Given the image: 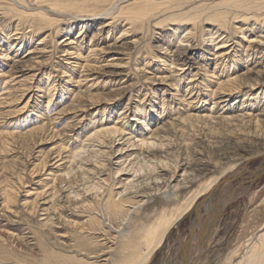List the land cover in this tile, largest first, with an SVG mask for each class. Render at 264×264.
I'll list each match as a JSON object with an SVG mask.
<instances>
[{"label": "rangeland", "instance_id": "obj_1", "mask_svg": "<svg viewBox=\"0 0 264 264\" xmlns=\"http://www.w3.org/2000/svg\"><path fill=\"white\" fill-rule=\"evenodd\" d=\"M16 1L0 0V248L4 252L6 250L16 252L7 258L10 260L8 262L42 264L44 255L54 252L59 254V258H64L67 255H69L68 257L79 255L78 260L83 261V264H179L187 257L188 246H191L194 231L201 223L195 210H191L182 219L176 221L170 233L158 245L159 247L147 256L145 253L148 251V246L158 242L169 223L173 221L174 216L171 214H177V208L182 203H186V200L191 198V194L200 189L207 180L220 176L215 186L212 187L215 191L217 185L229 173L230 167L250 155L244 147L254 145L253 140H255L252 134H247V131L230 132V129H236L235 125L231 126L226 121H217L221 115L228 116L229 114L237 116L238 122L235 123L242 125L243 116L241 115L249 107V103L241 105L244 95H236L231 97L228 102L214 105V100L208 94L211 93L208 88L212 90L216 86L206 83L202 75L208 76V72L209 76L220 74L221 78L226 79V75L233 72V69L229 71L226 67V69L218 67L215 70L217 62L214 56L215 46L222 37L225 38L224 40H228L225 44L226 47L221 49L223 54H226L224 62L228 63L227 66L231 65L233 58L240 57L243 60L239 70L247 65L254 67L258 64V67H264V56L260 57L259 51L251 50L250 53L253 57L251 55L248 62H246L248 57L244 54L245 46L248 45L244 38L259 35L258 24L253 25L252 21H245V23L234 21L235 25L221 26L220 33L223 34L213 43L208 38V32L216 31L218 25L215 23H213L215 29H212L214 27L210 22L209 24L202 21L196 23L195 26L198 27H195L196 29L193 31V37L186 38L182 35L183 30L192 29V23H170L168 21L169 23L166 22L158 27L151 24V28H148L140 24H135V26L129 23L127 25L128 21L124 20L126 21L124 22L123 17H121L122 20L120 17L112 20L110 19L111 15L101 14L91 17L82 14L73 16L80 14L75 10H69L72 11L69 13L68 11L54 13L45 3L38 9L60 19V22L50 23L18 16L17 13L11 11L12 7L10 6V4L18 6ZM62 1H64L62 5L66 4L67 7L73 3H69V1L77 2L79 10H89V8H95V5L96 7L104 6L103 3L98 2L97 5L90 0H85V2L83 0ZM200 1L202 0H193L192 2L187 0L186 2L190 3L191 8L197 4L200 5V3L211 2L210 0ZM119 2L120 6L130 7L133 1ZM24 3L22 8H25L24 6H27L30 1L26 0ZM86 6L88 7L86 8ZM31 7L35 6L31 5ZM68 20L69 22H67ZM110 21L112 22L109 26L104 25ZM236 25L238 28L235 29ZM240 26L241 28H239ZM17 28L19 34L11 36ZM124 29H128V33L127 31L124 33ZM179 36L189 41L181 43ZM69 41L73 43L70 44ZM69 47L70 51L77 53L73 56L68 55L65 49ZM96 47L106 48L105 52L96 56L95 52H91ZM180 54L184 56V60L177 62L179 66L173 67V69H177L176 74L181 72L179 74L182 75V79L180 85L175 87L176 85L171 84L170 79L162 82L161 78L170 74L168 66ZM75 55L77 56L74 57ZM87 59H90V67L81 71V67L76 65L75 74L72 73L73 69L66 65L67 62L72 63L73 61L85 65ZM256 60L258 63H255ZM164 61H168V64L165 65ZM70 65L74 67V64ZM221 71L222 74L219 73ZM81 72L85 76L81 77V81H83L78 85L76 80L80 74L82 75ZM12 74L13 77L8 78ZM69 76H73L71 77L73 81L67 82ZM197 83H199L198 86ZM193 84L196 87L192 95L190 87ZM78 88L84 95L80 106L77 102L72 103V91L75 90L77 94L80 92ZM91 93L94 96L93 100L89 97ZM195 98L196 100H194ZM200 99L204 100L203 103ZM190 100H194L193 104L197 103L198 106L188 104ZM223 105L225 107L221 109L220 107ZM68 107L70 109L64 112V109ZM138 107L147 110V117L155 120L153 121L154 131H160L165 126V129L162 128L159 133L163 136L164 143L167 144L162 150L163 158L167 159L171 165L178 164L179 168L176 172L172 167L165 168L164 171L159 170V174L163 175V178L170 180L168 190L157 192L149 197V201L141 210L142 214H135L129 223L110 224L105 217L102 218L105 228L101 227V230L94 231L106 229L110 242L101 239L99 232V234L93 235L81 234V223L87 221L89 213L69 207L68 191L70 188L59 180L67 168L72 166L69 158L72 151L70 149L73 148L72 143L76 142L78 147L84 144L87 146L94 144L93 150L98 149V143H93L88 139L87 132L89 130L92 131L94 126L107 122L113 124L116 120L127 122L128 130L122 139L118 138L115 143L102 146V149L107 151L103 154L102 158L104 159L102 160L108 164L100 177L101 179L108 178L110 173L116 172V169L125 160V156H127L126 165H128L129 161H133L134 154L138 151L137 147L131 146L132 143L128 142L130 136L135 134L132 133L134 129H140L142 125L137 120L139 116H134L133 113V110ZM211 107L212 111H209ZM121 112L125 113L119 115ZM208 112L217 119L212 120L214 122L207 128L205 127L200 135L190 130L187 122L184 124L179 120L180 116L187 118L189 114H209ZM38 113L44 117H37ZM52 119L53 123H51ZM44 122L47 125L50 124L47 131L27 135L33 126L43 125ZM171 122L174 124L173 128ZM189 122L195 124V117L188 120ZM203 123L201 121L199 125L204 127ZM7 132H14V134L6 136ZM144 134H146V130H144ZM212 137L218 142H211ZM69 139L70 143L68 144L66 142ZM134 139L132 138L131 142H135ZM64 143L69 147L65 151H61L60 158L64 159L58 160L60 159L58 151ZM241 145L243 146L241 147ZM232 150L235 152H230ZM196 162L202 164L206 170L185 187L182 186L185 178L188 181L198 174L195 166L193 171L191 167ZM42 164H45V168L41 170ZM260 164L261 159L254 158L234 181L236 193H240L238 189L241 187L249 188V190L239 197H233L232 201L218 210L212 228L204 238V251L192 264H232L233 259H239L243 253L244 243L248 236L260 229L261 224L264 223V207H262L260 222H251L247 229L245 226L246 220L250 218L253 210L264 199V173L258 178L253 176ZM57 166L60 167L57 168ZM37 168H39V172L33 173ZM79 175L81 176V172ZM87 175L96 176L92 172ZM55 176L58 177L57 183L52 181ZM119 176L121 173L116 178ZM118 186L115 187V190H119ZM175 186L176 188H174ZM57 188L59 190L55 193L54 199L48 200L49 203H44L40 199L41 207L36 210L37 212L31 210L32 200L36 197L35 193L45 190L47 198ZM174 189L180 190L178 197L171 196ZM257 192L261 195L253 204L252 197ZM4 193L10 194V202H4ZM198 201L203 206L200 210V215L203 216L216 202L205 201L204 204V197ZM53 203H57L56 206L60 203L66 209L61 218L52 216L53 218L50 219L51 210L49 209H52ZM163 210L168 213L167 224L164 222L158 226L159 228H155V231L152 230V233L148 232V227L154 221L153 219ZM95 225L96 222L92 227L98 229V226ZM31 255L36 259H31ZM3 258L4 261H7L3 255H0V260ZM80 261H77L76 264H80ZM55 263L60 264L61 260L56 259Z\"/></svg>", "mask_w": 264, "mask_h": 264}, {"label": "bare ground", "instance_id": "obj_2", "mask_svg": "<svg viewBox=\"0 0 264 264\" xmlns=\"http://www.w3.org/2000/svg\"><path fill=\"white\" fill-rule=\"evenodd\" d=\"M7 1H10V0H7ZM11 1L14 2L15 0H11ZM29 1H30V3L27 6H24L25 8H22L21 6L25 5L24 2H26V0H17L16 2H18V6H14L13 4H10V6L12 7L11 11H14L15 13H17L18 16H21V17L26 16L32 20H37V21L41 20V21L50 22V23L60 22L59 21L60 19L58 20L56 17H54L55 15L52 17V16H50L49 13L44 12V11H40V9H38L40 7V5L46 3V4H48L49 9L54 13L67 12V11L69 13V12H72L69 10H75V11L79 12L80 14H75L73 16H77V15L80 16L82 14H87L91 17L97 16V15L99 16L101 14L102 15H108V16L111 15L110 19H112V20L113 19L116 20L119 17L121 19V17H123V21L124 20L128 21V23H126L127 25L129 23L131 25L140 24V25H145L148 28L150 27L151 24H154V26L158 27L159 25L165 24L168 21H170V23H173V22H177V23L178 22L179 23L184 22L185 24L186 23H190V24L192 23V25H193L192 29H184L183 30L182 35H184V37H186V38L193 37V35H194L193 31L198 27V26L197 27L195 26L196 23L202 21V22L209 24V22H210L212 27L215 26V25L213 26V23L218 25V27H216L217 28L216 31L210 30L208 32V34H209L208 38L211 42L215 41L216 39H218L222 36L223 33H220L221 32V26H225L226 24L233 25L234 21L235 22L240 21L237 23H245V21H252L253 25L258 24L259 35L251 36L248 38H244V36H243L244 40L248 44L247 46H245V51H244V54H246V56L248 57L246 62H248L249 58H251V55H252V53H250L251 50H253L254 52L259 51L261 53L260 57L264 56V34H263V29H264V0H218L216 2L213 0H210L211 2H208V3L205 2L202 4L200 3V5L199 4H197L195 6L193 5L194 7H192V8H191V5H189L190 3L188 4V2H186L187 0H185L183 2H179L178 0H176V1L174 0V3H173V0H164V1H162V0L161 1H158V0H135L134 1V0H132L133 2L130 4L131 5L130 7L120 6L119 1H123V0H90V1L95 2L96 4L98 2L103 3L104 6L96 7V5H95V8H92V9L89 8V10H79L80 7L77 5V2H74V1H71V2L69 1V3H72V2L73 3L71 5H69L68 7L66 4L64 6L62 5L63 4L62 2H64L62 0H29ZM83 1L85 2V0H83ZM88 1H86V2H88ZM192 1L193 0H191V2ZM202 1L204 2V0H202ZM202 1H200V2H202ZM13 2H10V3H13ZM84 2H83V4H84ZM31 5L35 6V7H31ZM87 5H88V3H87ZM10 6H9V9H10ZM87 7L88 6H86V8ZM116 10H117V12H116ZM63 15H65V14H63ZM69 15H72V14H69ZM91 17H90V19H91ZM104 18H105V16H104ZM126 21H124V22H126ZM67 22H69V20ZM111 22L112 21L105 23L104 25L109 26L111 24ZM248 23H250V22H248ZM236 26H235V29L238 28V25H236ZM239 28H241V26ZM252 28H255V27H252ZM212 29H215V27ZM126 31L128 33V29L123 30L124 33ZM148 31H149V29H148ZM237 31H238V29H237ZM240 33H242V32H240ZM17 34H19L18 28L16 29L15 33H13L11 36H15ZM217 34H218V36H217ZM93 37H95V36H93ZM16 38H18V37H16ZM179 39H180L179 42H181V43L189 41L188 39L184 40L185 38L183 39L180 36H179ZM224 39L225 38L222 37L220 41L218 40L219 42H217L216 46H215L216 48H215L214 56L217 59L215 70L218 67H221V68L226 67L227 69H229V71L233 69L232 70L233 72L226 75V79L221 78L220 74H218V75L212 74L211 76H209L210 73H208V72H207L208 76L205 74V75H202V78L204 79V81H206V83H210V85L214 84L216 86L214 89L212 88V90L210 88H208L209 89L208 91L211 92L208 94H209V96L212 97L211 99L214 100L213 101L214 105H217V104L220 105L221 103L228 102L229 99L233 96H236V95L238 96L240 94L244 95L243 96L244 99H242L243 103L241 101V105L243 106L245 103L246 104L249 103V107L246 108L245 109L246 112L241 115L244 117V118L242 117V119H241L242 125L240 123H235V122H238V120L236 119L237 116H230L229 114H228V116L221 115V118L218 119L217 121H220V122L226 121L227 124H229L231 126L235 125L236 129H230L229 130L230 132H234V131L239 130L241 132L247 131L248 135L252 134V137L255 139V140H253L254 145H252L250 147H244L245 151L248 152L250 155H248L247 158L244 159L243 161L234 163L230 167L229 173L222 180V182H220L217 185V187L215 188V191H214V189H212V187L215 186V184L217 183V180L219 179L220 176L218 178L207 180L200 189L196 190L193 194L190 195L191 198L187 199L186 203L185 202H184V204L182 203L177 208V214H175V213H174V215L171 214L172 216H174V218L172 219L173 221H171L169 223V226L165 229L163 235L160 237L158 242L148 246V251L145 253L147 256L149 254H151L157 247H159L158 245H160L161 242L163 241L164 237L168 233H170V231H171L172 227L175 225L176 221H179L180 219H182L191 210H195L197 215L199 216V219H201V223L198 224V226L196 227V229L194 231L193 237L191 239V246H188L187 257L184 258L181 262H179V264H192L195 261H197L200 254H202V252L204 251V248H205L204 238H205L206 234L211 230L218 210L221 207H223V205H226V203H228L229 201H232V199L239 197L242 193H246L249 190V188L241 187L238 189V190H240L239 191L240 193H238V192L236 193V189L234 188V183H235L234 181L237 180V178L242 174V171L244 170V168L254 158L261 159V164H260L259 168L254 172L253 176L255 178H258L259 176H261L264 173V138H261L262 136H264V67L260 68V67H258V64L254 65V67H249V65H247L244 68L239 70V68H241L240 67L241 62L243 60L240 57L233 58L231 65L227 66L228 63L224 62V60H225L224 55H226V54H223V50H221V49H223V47H226L225 44H226V42H228L227 39L226 40H224ZM71 40H72V38H71ZM69 43L71 44L73 42L69 41ZM96 46H99V45H96ZM70 49H71L70 47L65 49V52L68 55L73 56L75 53H77V52L70 51ZM105 49L106 48H104V47H100V48L96 47L95 49L91 50V52L92 51L95 52L94 54L97 56V55H100L101 53L105 52ZM70 56H68V57H70ZM76 56L77 55H75L74 57H76ZM252 57H253V55H252ZM183 58H184V56L182 54H180L178 56V58H174L173 61L170 62L169 66H168L170 68L168 70V73H170V74L164 75L165 77L161 78L162 82L170 79L171 84L176 85L175 87H178L180 85L182 75H180L179 73H181V72L179 71V73L176 74L177 69H173V67L176 68L177 66H179V64L177 62H179L180 60H184ZM64 59H67V58H64ZM86 61H87V63L85 65H83L82 63H79L78 61H77V63L75 61H73L74 63L73 62L72 63H70V62L66 63V61H65V63L67 66H70L69 67L70 69H73L74 72H72V73L75 74L76 65L78 67H81V69H82L81 71H83L84 69H88V67H90L89 66V64H91V63H89L90 59H87ZM167 62L168 61H164V64L167 65L168 64ZM255 63H258V61L256 60ZM70 64H74V67H73V65H70ZM81 73H82V75L80 74L76 80V83H78V85H80L81 82L83 81V80L81 81V77L85 76L83 72H81ZM219 73L222 74V71ZM13 74L10 75L8 78L13 77ZM86 76H88V75H86ZM69 77L70 78L67 80V82L72 80L71 77H73V76H69ZM86 79H87V77H86ZM214 80H216V81L214 82ZM8 81H9V79H8ZM198 84L199 83H197V86H198ZM78 85H76V86H78ZM193 85L190 87L191 88L190 94H192L195 91L196 85H194V86ZM204 85H206L208 87L210 86L209 84H204ZM174 89L177 90L178 88H174ZM79 91L80 92H78L77 94H76L75 90L72 91L73 92L72 103L74 104L75 102H77V104L79 103V106H80V103L82 102V98L84 95L82 94L81 89H79ZM197 93H198V90H197ZM89 97H90V99L93 100L94 96L91 93V94H89ZM196 98H198V97H196ZM196 98L194 100H196ZM51 100H52V98H51ZM194 100H192V101L190 100V102L188 104H192L196 107V105L198 106V104L197 103L193 104ZM200 101H202V103H203L204 100L200 99ZM184 102H186V99H184ZM261 103H262V105H260ZM224 107H225V105L221 106L220 108L222 109ZM68 109H70V108L68 107V108L64 109L65 110L64 112L68 111ZM209 111H212V107ZM147 112H148L147 110H144L143 108H139V107L135 108L133 110L134 116H139V118L137 117L138 122L142 124L141 126H144V127L140 126V129H138V128L134 129V131L132 132L133 134L135 133L134 135L131 133L133 136H130V138L131 139L135 138L134 139L135 142L134 141L131 142L132 140L130 138L128 140V142L132 143L131 146L137 147L138 151L136 152V154H134L135 156H134L133 161H129L128 165H126V163L128 161L126 160L127 156H125L126 157L125 160L124 161L122 160L123 162L119 166V168L116 169V172H114L112 174L110 173L108 178L101 179V177H100V174L103 173V170H105V167L108 164V163L107 164L105 163V160H102V159H104V158H102L103 154H105L107 152L104 149H102V146H104V144H109V143L113 144L118 140V138L122 139L126 135V132L128 130L126 127L127 122H123V121L118 122V120H116L113 124H111L109 122H107L105 124L100 123L101 125L94 126V128H92V131L89 130V132H87L89 134L88 139L93 141V143L97 142L99 145L98 149L95 148L93 150V148L95 147L94 144L93 145L90 144V146H87L86 144H84V145H81L80 147H78L76 145V142L72 143L73 148L70 149L72 151L70 154L71 156H69L70 163L72 166H69L67 168L66 172H64L63 175L59 177V180L61 181L62 184H65L70 188V190L68 191V198H69L68 202L70 204L69 207L74 208V209L83 210V212L86 211L87 213H89L88 214L89 216L87 217V221L86 222L82 221V223H81V230H80L81 234L87 233V234L93 235V234H97L99 232L101 234L100 237H102L101 239H103L104 241L110 242V238L106 234L107 233L106 229H104L103 231H98V232L94 231V230H101V227L105 228L104 221L102 220L103 217H105L106 221H109L110 224L111 223L114 224L115 222H117L119 224L120 223L122 224L124 222L129 223L135 217L134 216L135 214L141 213V210H143V206L146 205L147 201H149L148 200L149 197H152V195L156 194L157 192H162L163 190L164 191L168 190L169 185H170V182H169L170 180H169V178L168 179L165 177L163 178V175L159 174V172H160L159 170L164 171L165 168H169V167L171 168L172 167L173 171L176 172L177 169L179 168V166L176 163H173L171 165V163H169L167 161V159L163 158L162 150H164V148L167 144L164 143L163 136H161L159 133H161L162 128L165 129V126L162 127V125H161L162 128L160 129V131H158V130L154 131L153 121H155V120H153V118L149 119L147 117L148 116ZM123 113H125V112H121L119 115H122ZM219 113L220 112H218V114ZM37 117L41 118L44 116L42 114L40 115L38 113ZM194 117H195L196 123L198 122V124H196V123L194 124V122L188 123V120L193 119ZM187 118H189V119H187ZM187 118H186V116L185 117L180 116L179 120H180V122H183V123L187 122L189 129L196 132V134L199 133V135L201 134L200 132L205 129V127L207 128V126H210L209 124H212L214 122L212 120L217 119L215 116H213L210 113L209 114H205V113L199 114L198 113V114H194V115L189 114L187 116ZM246 118H247V120L244 121V119H246ZM43 120H45V119H43ZM201 121L204 122L203 123L204 127L202 125L201 126L199 125L201 123ZM51 123H53V119H52ZM94 123H96V122H94ZM171 125L173 128L174 124L172 122H171ZM48 126H50V124L47 125L45 122L43 125H38V126L35 125L31 128V130L28 131L27 135L37 134L38 132L40 134L42 131H47L49 129ZM216 126H214V127H216ZM211 127H213V126H211ZM144 130H146V134H144ZM203 132H205V131H203ZM11 134H14V132L13 133L7 132L6 136H11ZM146 135H149V136H146ZM213 138L214 137H212L211 142L217 143L218 141L214 140ZM108 140H109V142H108ZM66 143L69 144L70 139ZM66 143L62 144L60 150L58 151V157L59 158L61 156V153L69 147V145H67ZM242 146L243 145H241V147ZM234 150L237 151V149H234ZM234 150H232L230 152H235ZM159 153H161V154L158 155ZM63 159L64 158L62 157L58 160H63ZM45 164H46V162H45ZM45 164H42L41 170L45 168ZM194 166H195L196 170L198 171V174L195 177H193L191 180H188V181H186L187 178H185L184 179L185 182L182 184V186L185 187L194 178H196L197 176H201L202 175L201 173H203L206 170V168L202 164L196 162L195 164H193L191 166L192 171H193ZM59 167L60 166H57V168H59ZM35 172H39V168H37L35 171H33V173H35ZM80 172H81L82 177L79 175ZM91 172L96 174V176L94 177V175H93L91 177V176L87 175V174H91ZM120 173H121V176H119V178H116L118 174L120 175ZM56 179L58 180L57 176H55L52 181L56 182ZM251 181L253 182L254 180L252 179ZM19 184L21 185V183H19ZM17 186L19 188V185H17ZM116 186H118L117 188H119V190H115ZM174 188H176V186ZM9 189H11V187ZM58 190H59V188H57L56 191L54 190V193L51 192L52 194L51 195L49 194L50 196H48L47 198L45 197V195L47 194V191H45V190L41 191L40 193H35L36 197H35V199L32 200L33 207L31 210L36 211L37 209H39L41 207L40 199H42L44 203H49L48 200L54 199L55 193ZM179 192H180V190L177 191L174 189V192H172L171 196L172 197H178V195H180ZM31 193H33V192H31ZM3 195L5 198L4 202H6V203L10 202V199H11L10 194L4 193ZM28 195H30V194H28ZM260 195H261V193H258V192L255 193V195L252 197V203L253 204H255L257 202V199ZM166 196H167V194H166ZM201 197H204V204H205V201H207V202L209 201V203H214V201H216L215 204H212L213 205L212 208L204 216L200 215V210L203 206H201L202 204L200 205V202L198 200ZM60 203H58L59 204L58 206H56L57 203H53L52 209L51 208L49 209V210H51L50 211L51 212L50 219L53 218L52 216H57L56 218H61L62 215L64 214V211L66 209ZM262 207H264V199L253 210V213L251 214L250 218L248 220H246V223H245L246 229L248 227V224H250L251 222H254V221L260 222L261 216H262L261 212L263 209ZM132 214H133V216H132ZM99 215H101V216H99ZM167 216H168V213L165 210L161 211V213L153 219L154 221L148 227L147 231L152 233V230L155 231L156 230L155 228H157L160 224H163L164 222H166V224H167V222H168ZM95 222H96V225L98 226V229H95L94 227H92V225ZM263 224H261L260 229L256 233L252 234V232H251L252 235L248 236V238L246 239V241L244 243L245 245H244V251H242L243 253H241L240 256L238 255L239 259H237V260L233 259L232 264H264V225ZM0 250H1L0 255H3L5 257V259L7 260V261H4V258H3L2 260H0V264H13L11 262H8L10 260H8L7 258L11 254L16 253V252L13 250H10V251L6 250V252H4L2 248H0ZM53 253L54 252H52V253L48 252L49 255H44L43 261H41L42 264H57V263H55L56 259L61 260L60 264H76L77 261H80V260H78L79 255H76V256L74 255L71 257H68L69 255H67L64 258L63 257L59 258V256H58L59 254H57V253L53 254ZM238 253H240V252H238ZM31 259L35 260L36 257L32 256ZM22 263H24V262H22ZM79 263L83 264V261H80ZM14 264H17V263H14Z\"/></svg>", "mask_w": 264, "mask_h": 264}]
</instances>
